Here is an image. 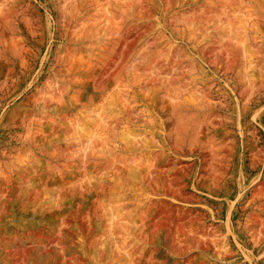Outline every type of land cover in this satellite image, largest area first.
Here are the masks:
<instances>
[{
    "label": "rangeland",
    "instance_id": "1",
    "mask_svg": "<svg viewBox=\"0 0 264 264\" xmlns=\"http://www.w3.org/2000/svg\"><path fill=\"white\" fill-rule=\"evenodd\" d=\"M0 264H264V0H0Z\"/></svg>",
    "mask_w": 264,
    "mask_h": 264
}]
</instances>
